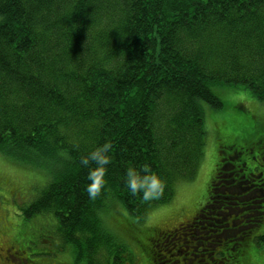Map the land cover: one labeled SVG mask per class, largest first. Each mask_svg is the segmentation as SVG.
<instances>
[{
	"label": "trees",
	"instance_id": "obj_1",
	"mask_svg": "<svg viewBox=\"0 0 264 264\" xmlns=\"http://www.w3.org/2000/svg\"><path fill=\"white\" fill-rule=\"evenodd\" d=\"M225 84L264 99V0H0V155L47 176L23 211L55 216L74 264L125 252L131 264H250L249 242L264 246V116L204 114L221 110ZM208 111L200 207L142 238L128 221L111 234L113 203L142 218L196 174ZM27 248L6 264H28Z\"/></svg>",
	"mask_w": 264,
	"mask_h": 264
},
{
	"label": "rangeland",
	"instance_id": "obj_2",
	"mask_svg": "<svg viewBox=\"0 0 264 264\" xmlns=\"http://www.w3.org/2000/svg\"><path fill=\"white\" fill-rule=\"evenodd\" d=\"M222 87L224 91L220 96L221 110L215 112L213 108L206 107L204 114L209 109L215 121L223 119L226 121L228 118L232 119L230 114L232 106L238 104V112H241L243 117H252L255 122L254 115L258 119L264 116V99L255 97L240 85L225 84ZM210 111L205 119V128L208 130L205 138V153L196 174L192 178L177 179L174 183L172 199L150 207L142 218L129 213L120 203H113L115 206L103 213L104 222L112 226L111 234L114 235L112 224L128 221L131 223L133 237L142 238L150 227H170L196 212L204 201L207 183L214 168L215 155L212 151L216 146V137L210 126ZM234 118L239 120L241 116L236 113ZM222 133L226 136L230 134L250 136L254 130L248 127L244 132L234 131L229 125H225ZM47 180L45 174L21 166L10 158L0 155V264H6L10 260L7 256L15 255L18 246H28L23 253V256L30 261L28 264H74V253L70 246L61 244L53 233L55 216L49 214L42 217L38 214L26 217L23 211ZM261 230L264 231V228L259 231ZM118 236L124 240L123 236ZM249 243L252 256L250 264H264V246H257L255 241ZM193 245L194 250L197 249L196 245ZM125 253L122 255L126 260H123L122 264H131ZM11 261L14 262L12 259ZM15 262L20 264L18 260Z\"/></svg>",
	"mask_w": 264,
	"mask_h": 264
}]
</instances>
